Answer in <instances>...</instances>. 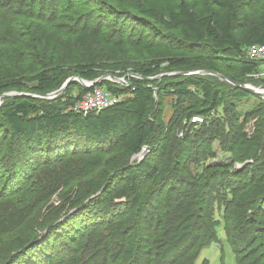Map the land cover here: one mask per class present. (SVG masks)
<instances>
[{
	"label": "trees",
	"instance_id": "trees-1",
	"mask_svg": "<svg viewBox=\"0 0 264 264\" xmlns=\"http://www.w3.org/2000/svg\"><path fill=\"white\" fill-rule=\"evenodd\" d=\"M211 2L215 9H210L202 17H197L184 2L169 16L149 8L143 0H136V5L141 16L157 19L167 32H179L183 28L190 30L199 40L196 43L204 44L211 53L238 64L240 77L254 74L264 65V60H251L248 48L264 45V20L250 25L241 37H237V19L230 13L222 15L218 11L231 10L229 0ZM58 3L60 0H0V11L13 10L41 17L47 8L55 11ZM112 14L125 17L115 10ZM121 22L126 23V19ZM113 36L99 39L105 47L112 48L111 52L114 48L125 50L129 43H135L122 42ZM166 41L177 44V50L185 48L179 47L181 41L173 37ZM103 62L93 57L76 65L80 78L88 82L107 76L113 80L127 79L126 83L105 80L97 86L120 98L118 103L99 112L73 110L74 105L93 90L79 82L68 87L71 90L76 88L77 93L65 102L63 94L68 89L54 99L44 98L61 89L67 81L58 65L50 72L42 71L25 80L42 93L3 98L0 106V264H48L54 256L67 251L84 229L101 222H106V226L113 224L109 235L90 241L94 250L88 256L84 251L79 253L76 250V264H180L188 253L192 256L187 264H194L200 252L217 240L218 224L213 218V207L218 201L209 191L216 181H235L241 189V193H232L225 200L223 208L225 233L237 256V264H264V183L263 177L249 171L251 166L255 169L264 163L262 158L259 159L260 139L249 138L245 133L233 137L235 148L230 150L245 166L236 171L216 169L202 184L191 178V181L182 179L178 184L192 192L183 200L175 198L170 189L176 175H167V169L161 170L155 160V156L161 154V158L171 159L167 162L169 164L180 163L187 146L185 143L191 138L188 132L193 130H199L195 139H201L204 144L219 137H230L226 136V127L218 122V117H214L222 100L209 80H221L207 74L217 73L215 70L219 67L207 64L195 68L185 57L150 59L146 63L114 69L106 67ZM165 71L172 75L164 76ZM200 71L207 73H197ZM28 83L19 82L22 87ZM4 86L0 83V89ZM233 91L237 98H246L250 94L236 86ZM166 98H170L174 114L169 124L163 119ZM197 115L204 117L202 124L192 123V117ZM181 131L185 133L184 140L179 137ZM169 134V142L165 145ZM70 138L77 146L79 142H85V149L74 150L73 147L67 152L56 148L61 140ZM45 144L46 157L39 166L46 167L32 179L33 183L23 186L21 179L31 163L30 158L34 160L35 154H42ZM110 147L124 150L126 159L107 164L106 169L91 181L92 188L80 183L81 178H88L89 173L103 166L106 161L99 162L98 157L103 158ZM177 147L182 148L175 150ZM194 149L195 157L191 152L188 154L190 163L203 157L196 147ZM211 150V145H205L204 155L213 157ZM30 153L32 157H29ZM142 154H145L144 158H139ZM70 155L79 157L67 159ZM22 163L25 164L19 167ZM249 172H253L250 179ZM119 180L129 193H118L117 203L105 201L107 189ZM76 181L79 182L78 192L73 193V199L68 202L70 208L64 211L67 203L54 207L52 197L56 191L68 190ZM230 185L234 186V183ZM160 198L164 200L166 212L156 210L154 219L150 215V206ZM63 211L71 212L55 224ZM151 218L156 222V229L148 238L153 229V225H147ZM91 235L96 236L97 231H92ZM54 237L57 242L49 253L48 244ZM200 240L203 241L199 244Z\"/></svg>",
	"mask_w": 264,
	"mask_h": 264
},
{
	"label": "rangeland",
	"instance_id": "rangeland-1",
	"mask_svg": "<svg viewBox=\"0 0 264 264\" xmlns=\"http://www.w3.org/2000/svg\"><path fill=\"white\" fill-rule=\"evenodd\" d=\"M143 2L149 8H154L166 16H169L171 12L177 11L182 2L186 3L197 17H202L206 15L210 9H215L211 0H143ZM229 3L232 6L231 10L218 9V11L222 15L230 13L237 19L235 31L237 37H241L250 25L264 20V0H229ZM106 5H109L111 9ZM56 8L55 11L53 8H47L45 10L46 13L42 14L41 17L27 16L24 13L14 12L13 10H6V12L0 11V83L5 84V86L0 89V96L2 94H12L9 97H17L24 93H42L37 91L33 85L25 80L42 71L50 72L51 69H55L57 65L60 67L65 81L69 80V78L80 77L76 71L77 63H85V59L93 57L98 61L104 60L103 64L113 69L137 65L139 62L146 63L150 61V59H166L168 57H185L191 61V64L194 65L195 68H202L204 65L214 64L219 67L215 70L217 73L237 83L248 85L256 92L245 90L250 94L246 98H237L234 96L233 84L222 79H220L221 81L219 80L220 82L209 80L221 94L222 100L221 106L219 110L215 112L214 117H218V122L226 127V136L230 137L228 139L219 137L218 139H213L204 144L201 139L198 141L195 139L199 130H193L188 132L191 138L185 143L187 146L183 151L182 158H180V163L175 162L169 164L167 162L171 159L165 160L161 158V154L155 156V160H157L161 170L166 168L168 171L167 175H176L177 177L173 181L174 184L171 182L170 189H172V193H175V198L180 197L179 199L183 200L184 197H187V195L192 192L186 190V188L184 189L181 184H178L182 179H188L190 181L193 179L202 184L210 173L216 169L229 168V170L236 171L243 168L245 163L241 162L236 157L234 151L230 150V148H235V140H233V137H241L242 133L247 134L249 138L261 140L262 150L259 159L262 158L264 160V65L254 74L240 77L237 70L239 67L238 64L234 63L232 60H228V58L220 54L215 55L211 53L210 50L206 49L208 46L204 44L201 46L198 44L199 40L195 38V35L190 30L183 28L179 32H167L161 27L157 19L153 20L152 18L141 16L137 12L136 0H60V4L58 3ZM114 10L121 13V15H125V17L121 16L120 18L112 14ZM128 16H131L129 20L127 19ZM25 17H27V20H24ZM133 17H135V19H133ZM122 19H126V23L121 22ZM80 28L84 29L80 30ZM107 35L112 37L116 35L122 42L129 41L135 43H129L124 47L125 50L122 48H118L120 50L114 48V51L111 52L112 48L105 47L99 41V39ZM172 37L181 41L178 46H184V50H177V44L173 43L171 45L166 41L167 38ZM190 43L194 44L191 45ZM197 73H205V71ZM207 74L214 75L215 73ZM163 75L168 76L172 74L165 71ZM107 77L113 81L111 76ZM122 79L123 78H121V80ZM20 81L28 83L27 86H20ZM124 81L127 82V79L124 78ZM76 93V88L72 90L68 89L66 93L63 94V102L69 100V98L76 95ZM1 103H3V99H1ZM164 106L163 119L165 123L169 124L174 116L170 98L165 99ZM176 129L177 128L174 129L173 134ZM184 135L185 133L182 131L179 133V137L182 138L181 140H184ZM169 139L170 134L166 138L167 141L165 145H167ZM72 140L73 138L61 140L56 144V148L67 152L68 148L71 149L69 150V152H71L73 147H75L74 150L79 147L85 149V142H83V144L79 142L77 146ZM191 145H194L199 150L198 154L203 156L202 159L196 162L193 161V163H190L188 159L189 152L192 153V157L196 156L194 154L195 147L193 146L191 148ZM205 145L212 146L211 151H213L215 157L204 155ZM89 146L90 145H87V147ZM43 148L46 149V144L42 147V154H35L36 157L34 160L30 158L31 163L27 166V172H25L21 179L23 186L33 183L32 179L34 177L36 178L46 167L42 165L39 166V163L46 157V152ZM179 148L182 147H177L175 150H179ZM107 151L109 152L103 154V158L98 157L99 162L102 159H104V162L106 161L102 164L103 166H100L99 170H97L98 172L94 169L87 175L88 178H81L79 180L80 183L88 188H92L93 184L91 181H94V179L99 176L98 174H101L102 171L106 169L107 164H110L112 161L118 163L127 157L125 151L120 148L114 150L113 147H110ZM158 151L159 153L162 152L160 150ZM145 154H147L146 151ZM145 154L140 155L139 158H144ZM75 156L79 157V155H70L67 159ZM29 157H32V153L29 154ZM136 158L137 157H135V159ZM250 163L252 162L250 161ZM24 164L25 163H22L19 167H22ZM260 165L261 164L255 169L251 166L249 171H253L258 177H263V184L264 163L262 166ZM35 167L36 169L33 171ZM3 172H5L4 169ZM253 172H249V179L252 177ZM153 182L154 181H152V183ZM232 183H234V186L230 185ZM250 183L251 182L248 184ZM78 184L79 182L76 181L73 185L68 187V190L67 188L64 190H57L56 194L52 197L54 207L59 208L65 203L68 204L74 197L73 193L78 192ZM149 186L151 187L153 185L150 184ZM239 187L238 182L235 181H216L209 190L214 193V198L218 201L213 207V218L215 223L218 224L217 240L200 252L194 264H237V256L226 237V215L223 208L226 205L225 200H228L232 193H241ZM145 189H147V187L144 188V190ZM118 193H129L121 180L107 189L105 201L109 200V202L114 201V203H117L120 197ZM163 204L164 200L160 198L153 206H150V215H152L154 219L156 210H160L164 213L166 212ZM69 208L70 205L68 204L64 211ZM70 212L71 211L64 212L61 218L59 217L58 220L55 221V224L61 221V219L66 217ZM153 218H151L147 224L148 226L153 225V229L150 231L151 233H148V238L153 235L156 229V222ZM262 219L264 221V218ZM106 225V222H101L84 229L76 240L71 242L67 251L54 256V259L48 264H76V256L74 255L76 254V250H79V253L84 251L86 256L91 254L94 249L93 244L89 245L90 241L93 239L97 240L96 238L101 239V236L106 237L109 235L113 224ZM157 228L159 229V226H157ZM94 230L97 231L96 236L91 235V232ZM40 240L43 241V239ZM202 241L203 240H200L199 244L202 243ZM56 242L57 237L52 238L49 242V253L53 251ZM87 244L88 247L85 248ZM48 245L45 247H48ZM40 255L43 256V254ZM191 256L192 254H186L183 260L180 261V264H187ZM36 260L40 262L39 258H36Z\"/></svg>",
	"mask_w": 264,
	"mask_h": 264
},
{
	"label": "built area",
	"instance_id": "built-area-1",
	"mask_svg": "<svg viewBox=\"0 0 264 264\" xmlns=\"http://www.w3.org/2000/svg\"><path fill=\"white\" fill-rule=\"evenodd\" d=\"M248 57L251 60H264V45H253L248 48ZM264 75V72H263ZM107 80L110 78L107 77ZM123 81L113 80L116 82L126 83ZM120 101L119 97L112 95L106 88L94 87L93 90L74 105L73 110L77 112L87 113L89 111H101L109 106L114 105ZM203 116L192 117V122L195 124H202L204 122Z\"/></svg>",
	"mask_w": 264,
	"mask_h": 264
},
{
	"label": "water",
	"instance_id": "water-1",
	"mask_svg": "<svg viewBox=\"0 0 264 264\" xmlns=\"http://www.w3.org/2000/svg\"><path fill=\"white\" fill-rule=\"evenodd\" d=\"M206 73V72H205ZM205 73H202V74H205ZM214 75H216L217 77H219L220 79L224 80V81H227L231 84H233L234 86L238 87V88H241L243 90H246V91H249V92H256L252 87L248 86V85H245V84H239L235 81H232L218 73H215ZM126 79V78H125ZM105 80H107V77H104V78H99L97 79L96 81H92V82H88V81H85V80H82L80 77H73V78H70L69 80H67L65 82V84L61 87V89H59L58 91L56 92H53L51 94H48L46 96H44V98H48V99H54L56 97H58L59 95H61L62 93H64V91L74 82H80L82 85L88 87V88H94V87H97V86H100L102 84V82H104ZM118 81H123L121 79H118ZM12 94H5V95H2L0 96V106H1V99L5 98V97H9L11 96ZM101 193H99L98 195H100ZM97 195V196H98ZM41 241V240H40Z\"/></svg>",
	"mask_w": 264,
	"mask_h": 264
}]
</instances>
